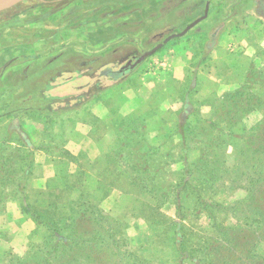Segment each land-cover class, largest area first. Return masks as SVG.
Here are the masks:
<instances>
[{"label": "rangeland", "instance_id": "obj_1", "mask_svg": "<svg viewBox=\"0 0 264 264\" xmlns=\"http://www.w3.org/2000/svg\"><path fill=\"white\" fill-rule=\"evenodd\" d=\"M101 1H53V13L98 4L99 17L92 18L103 22L108 12L113 28L100 32L96 63L75 60L67 49L62 64L36 66L34 73L43 75L31 88L61 97L88 93L79 106L108 103L112 118L94 122L93 107H82L75 116L97 128L76 163L68 156L53 159L51 167L37 159L29 168L19 166L18 183L8 184L19 191L9 196L5 190L0 199V264L19 257L25 264H248L250 254L243 255L264 215V0L109 1L113 7ZM208 3V17L186 34L118 80L107 76L185 30ZM42 4L23 0L0 12V74L12 58L10 24H18L23 40L32 17L26 12ZM41 29L37 36L54 33ZM98 82L103 88L96 93ZM15 89L1 91L0 101L12 105ZM130 90L143 100L134 110L115 99ZM237 91L244 94L229 96ZM47 95H35L31 113L59 128L55 113L46 112ZM12 120L0 126L8 130ZM64 149L71 152L65 146L54 152ZM260 246L264 255V241Z\"/></svg>", "mask_w": 264, "mask_h": 264}, {"label": "crops", "instance_id": "obj_2", "mask_svg": "<svg viewBox=\"0 0 264 264\" xmlns=\"http://www.w3.org/2000/svg\"><path fill=\"white\" fill-rule=\"evenodd\" d=\"M53 1L54 0H43L41 6H32L33 8H30L26 12L27 15L32 13V17L30 18L32 21L30 20V22H27L23 26L26 31V37L22 38L23 40H18V24H15L16 26L10 24L8 29L10 33L8 47L12 58H10L1 71L0 92L2 91L1 93H3L4 89L7 88L15 89L16 87V89L12 97V105H9L5 100L0 101V111L4 113L1 115H4L3 119L0 120L1 123H5L4 125H6L10 123L11 118L14 119L8 130L0 126V190H15V186L14 188L9 187V185L16 184V181L18 183L17 170L19 166L29 168L34 165V159H37L40 163L43 161L41 164L44 167H51L53 159H66L69 153L76 157L80 155L78 153L82 150V144L87 142L86 137L91 136L97 128L93 120L89 119L88 121H83L75 116L77 113L81 112L82 107H93L92 118L94 122L98 121V118L106 121L112 118L111 108L108 103H97L92 101L82 107L76 106L57 111L46 109V112L55 113L54 119L57 120L58 118L56 122L59 123L57 126L59 128L49 127V124L47 125L45 120H40L31 113V111H33L32 103L35 95L44 96L43 94L45 93L44 89L40 88L35 90L34 87L31 88V85H35L43 75L40 72L34 73L36 71V66L46 60L55 65L62 64L63 62L60 63V60L64 59L63 56L67 49H70L68 53H70L69 55H71L73 59L90 57V59H93V62L96 63L99 57L97 47L99 46L100 36H102L100 32L108 29V25H111V23H107L110 19L108 18V12L102 18L103 22H98V18L96 20L92 18L91 15H98L99 13L98 4L92 5L91 2L90 6H75L77 8H69V11L67 7L63 9L59 8L57 13H53L51 12ZM80 1L83 4L86 0ZM103 1H105V5L110 4V6L113 7V3L109 2L112 0ZM103 1L101 2L103 3ZM40 9H42V16L35 17L33 13H37ZM61 11L64 12L61 13ZM70 11H74V14ZM112 13L113 12L110 13V16L113 15ZM53 15L58 16L56 18ZM111 19L109 22H111ZM98 23L103 25L104 28H101ZM111 27L113 28L112 25ZM120 27L121 29L123 28V22H121ZM44 28L52 29V31H54L53 35L50 37L46 35H42L41 37L37 36L35 31L39 29L44 30ZM1 29L2 25H0V31ZM13 33L15 34L14 37ZM1 40L2 37L0 36V42ZM103 44L105 48L108 47L110 40L107 39L103 41ZM16 51L21 52L17 53ZM107 53L108 50L104 52V54ZM1 55H3L2 51H0V56ZM226 61L228 63L231 61L228 55L226 56ZM140 97L138 92L130 90L128 92L123 91V93L115 99H117L119 105H128L134 110L137 109L142 102ZM28 103L31 104L28 106ZM21 113L26 115L21 117ZM61 117L67 120L63 121ZM62 136L64 138L67 136L65 142L59 140ZM89 138L92 141V138ZM63 144L67 149H70L71 152L64 149L62 155H59L60 153L55 154L54 148L64 147ZM96 147L95 145L93 152L92 150L90 151L91 157L95 158L98 156ZM2 177H5V180H3Z\"/></svg>", "mask_w": 264, "mask_h": 264}, {"label": "trees", "instance_id": "obj_3", "mask_svg": "<svg viewBox=\"0 0 264 264\" xmlns=\"http://www.w3.org/2000/svg\"><path fill=\"white\" fill-rule=\"evenodd\" d=\"M110 73L111 74H107V76H109L111 78V80H118L119 78H121V74H117V73H114V72H110ZM102 88H103V86L101 85V82H98L97 85L95 86V92L96 93H99L102 90ZM237 92L238 93H231V94H229V96H231L233 99H235L237 96H241V95L244 94V93L241 94L240 93L241 91H237ZM43 95L44 96L47 95L46 92ZM47 96L50 97L51 99L49 100L50 101V104H49V106L46 109L47 110H50V111H57V110H60V109H67V108H70V107L79 106L80 104L84 103L90 97V94H88V93H83L82 94L81 93L78 96H68L67 95L65 97L64 96L63 97H61V96H52V95L51 96L50 95H47ZM60 102L65 103V105L64 106H60L59 105ZM187 104H190V103L188 102ZM141 116L144 117V115H142V114H141ZM188 125H190V124H188ZM68 156L71 158V161H73V163H76L77 162L76 160L80 159V157L73 156L71 153H69ZM106 167H104V168H106ZM2 179L5 180V177H2ZM20 190H23V189L20 188ZM4 191L5 190H3V189L0 190V199L3 197ZM18 191H19V189L12 190L8 195L9 196H13ZM260 193H261V196H263V198H264V190H261ZM255 199H258V196L257 195L254 197V200ZM2 205L3 204L0 203V212L3 211L4 208H5V206L3 207ZM24 206H25L24 207L25 208L24 209L25 212H29V210L31 208L29 206V204H24ZM261 213L263 214L262 211H261ZM69 220H71V218H68V221ZM75 222L76 221L74 219V220H71L69 223H72V225H74ZM55 223L56 222H54V221L51 222L52 225H54ZM256 224H257V226H256V228H255L256 230L254 232V234L256 233L255 240H254L252 246L246 250V253L247 254L243 255V256H246L247 255L245 258H248V254H250L249 257L252 258V260L248 264H264V255L262 254V252L260 250L261 249V246L259 247L260 243L262 241H264V215H263V217L259 218L256 221ZM228 239L229 238H225L224 239L225 243L228 245V246L227 245L226 246L230 250L236 249L234 246H236L237 244H232V242L228 241ZM231 254L233 255V253H231ZM233 257H234V255H233ZM240 262H241V264H245L246 263L245 260H242V259H241ZM230 263H232V262H230ZM15 264H25V263H24L23 259L21 257H19L17 259V261H16Z\"/></svg>", "mask_w": 264, "mask_h": 264}, {"label": "water", "instance_id": "obj_4", "mask_svg": "<svg viewBox=\"0 0 264 264\" xmlns=\"http://www.w3.org/2000/svg\"><path fill=\"white\" fill-rule=\"evenodd\" d=\"M23 0H0V12H2L5 9L11 8L15 5H17L18 3H20ZM209 15V3L206 7L205 10V14L198 18L197 20H195L194 22H192L191 24H189L185 30H183L180 33H176V34H172L169 37H167L163 42L159 43L156 47H154L152 50L146 51L144 54H142L139 57H136L132 60V62H130L128 64V66L123 67L121 70H119L117 72V74H124L132 69H134L136 66H138L140 63H142L145 59H147L149 56H151L152 54H154L155 52H157V50H159L160 48H162L165 43H167L168 41H170L171 39L178 37V36H182L184 34H186L191 28H193L195 25H197L199 22H201L203 19L207 18Z\"/></svg>", "mask_w": 264, "mask_h": 264}]
</instances>
